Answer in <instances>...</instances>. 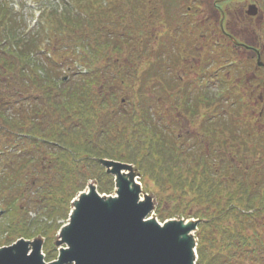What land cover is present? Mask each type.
<instances>
[{"label": "trees", "instance_id": "1", "mask_svg": "<svg viewBox=\"0 0 264 264\" xmlns=\"http://www.w3.org/2000/svg\"><path fill=\"white\" fill-rule=\"evenodd\" d=\"M11 1L0 0V213L12 217L8 228L36 226L51 239L55 221L45 230L38 218H64L88 180L109 194L112 178L95 162L108 159L133 165L144 186L161 178L170 188L160 221H203L196 264H264V68L244 77L234 63L230 78L217 74L225 59L196 73L205 91L176 85L174 98L167 91L190 72L182 48L166 63L169 45L144 36L158 16L154 1L35 0L40 18L29 30ZM181 8L180 39L201 30L219 47L215 30ZM166 68L180 76L164 84ZM130 70L132 80L123 76ZM125 87L132 93L119 98ZM169 112L186 121L179 135ZM27 209L40 212L36 220L24 219Z\"/></svg>", "mask_w": 264, "mask_h": 264}, {"label": "water", "instance_id": "2", "mask_svg": "<svg viewBox=\"0 0 264 264\" xmlns=\"http://www.w3.org/2000/svg\"><path fill=\"white\" fill-rule=\"evenodd\" d=\"M254 16L253 6L246 12ZM113 177L115 196L100 197L93 184L72 202L68 225L59 233L56 259L44 262L42 241L17 240L0 248V264H195L199 221L145 220L154 209L151 197L141 200L133 167L97 159Z\"/></svg>", "mask_w": 264, "mask_h": 264}, {"label": "rangeland", "instance_id": "3", "mask_svg": "<svg viewBox=\"0 0 264 264\" xmlns=\"http://www.w3.org/2000/svg\"><path fill=\"white\" fill-rule=\"evenodd\" d=\"M48 2V3H52V0H41V2ZM154 1L151 4L154 6L156 13H158V16L153 20V24L150 25L149 27H147L145 29L144 32V36H147L148 33H151L152 35L159 36L158 39V44H168L169 47H167V53L165 54V62L166 63H171L174 61L173 57L175 56V54H177L178 52L180 53V48L183 49L185 55H186V60H184L183 62V66L185 65V71H189L190 74L189 75H185V73L183 74V81L182 83L179 84H172L171 88L173 89L172 91H167L168 94L170 96L174 95H179L180 93L178 92V88L176 85L182 87V86H188L187 89L191 88L190 93L192 95L196 94V93H202V91H205L207 88V85L204 86V82L201 83L200 80H198L196 77L198 76L196 73H200L201 70L205 67L210 68V70H214L216 69V66L222 62L225 61V57H224V53L226 52L228 54V56H236V61L238 63V66L243 64L244 67V62L240 61L245 59L246 57H255V54L253 51H248L246 52L244 49H239V48H233L232 52H228L226 51V46L225 43H230L228 41V38L225 37L224 39H221V31L219 30L218 27V22L219 20H221V14L219 11H216L214 13H216V15L210 16V12L211 8L214 9V11L216 10L214 8V2L216 1V3H218L217 5L220 7V10L222 11L223 14H225V17L223 18V25L225 27V33L232 35L233 37H235L237 40L241 41L244 44L247 45H253L255 47H257L260 51H262V57L261 59L264 60V11L261 10L260 14L254 17L252 16H247L246 15V11H248V6L251 5L252 3H256L257 7L260 9V4L261 0H151ZM11 3L14 6H18L19 7V15L21 16L20 18H22L21 20H24L25 26L26 28L29 30L31 28H33V26L35 25V23L37 22V20H39V5L40 3L36 4L37 2L35 0H12ZM54 3L56 4V2L54 1ZM185 4H188L189 7H191V11L193 12L194 9H198V13H196V15H198V17L196 18L197 21H204L207 22L210 27V29H214L215 30V34L216 37H214L215 39L220 38L221 39V44L220 46H214L213 45V41L211 44H207V38L202 35V31L201 30H196V31H192L191 33H193L191 35V37L193 38L192 40H187L184 37L180 39V14L183 13L184 9H182V6H185ZM196 9V10H197ZM213 14V13H211ZM263 16V17H262ZM262 17V19L260 18ZM214 21L216 22L215 25L213 26ZM212 24V26H211ZM174 26V27H172ZM171 28V30L169 29ZM220 31V32H219ZM222 31H224L222 29ZM169 36V37H168ZM182 36V35H181ZM186 38H188V33L184 35ZM171 37V39H170ZM196 44V47H199L198 49L195 50H190L191 48H194V45ZM150 45H152V42L150 43ZM212 47V48H211ZM229 49H232L231 45L227 46ZM177 51V53H176ZM218 53V57H215L214 54ZM219 53L221 54L219 56ZM232 54V55H231ZM198 57H201V61L198 62ZM213 58H217L218 60H213ZM256 58V57H255ZM195 59V60H194ZM246 62V61H245ZM250 61L247 62V64H249ZM190 64H193V67L190 68ZM247 64L246 67H247ZM231 63H227L226 67H225V72L223 73H227V75L230 76L231 75H235V70L233 67L230 66ZM180 66V65H179ZM215 67V68H214ZM141 68L142 65H141ZM176 69V68H175ZM167 70V71H166ZM164 69L162 71V74L160 73L161 77H158L159 79L162 80V82L165 84V82L170 83L171 81L175 80V76L177 75L175 73V70H171V69ZM138 71V75H142L144 78L148 79V77H151V75L156 74L154 72H143L141 70H137ZM123 73H127L124 71H121ZM135 71H128L127 74L123 75L125 76L128 80H132V78L134 77V73ZM219 74V72L217 73ZM216 74V75H217ZM180 76V68L178 69V75ZM195 79H197L198 81H196ZM202 79V78H201ZM67 81V79H66ZM119 81V80H118ZM190 81H196L195 83L197 85L193 86V84ZM154 87H156V85H154ZM153 83H150L149 85V91L147 92L150 95H154V92H158V90L153 89ZM129 89V88H128ZM178 90V91H177ZM194 90V93H193ZM118 92V91H117ZM120 93H118L119 98H125L126 97V93L127 95H130L132 93V91L128 92V90L126 89V87L124 88L123 91H120ZM182 94V92H181ZM172 97V98H173ZM149 98V97H148ZM175 98V97H174ZM173 98V99H174ZM172 99V100H173ZM119 100V99H118ZM149 99H147L148 101ZM171 103V100L169 101V103L166 100V105L168 106ZM182 113H184L183 110V105H182ZM178 120L175 119V117L177 116V113L175 112H169L168 116L169 119H175L176 120V124L174 126H177L176 129L174 130L175 135L180 134L181 132H183L186 128V121H183V119H181L182 117H180V114ZM198 115V114H196ZM168 119V121H169ZM172 126V128L174 127ZM50 149V148H49ZM148 150H155L154 147L148 146ZM121 162V161H120ZM124 163V162H121ZM128 164V163H125ZM131 165V164H129ZM133 167V170L136 172V169L134 168L133 165H131ZM32 173V172H29ZM140 176H138V180L137 182L141 185L142 189V196L141 198L143 199V197L145 195H148L149 197H151L153 204H154V209L149 217L156 219L159 223H162V221H160L157 217L155 212L158 211H163L164 209H168L169 205L166 204L165 202L169 199V195H170V188H165V185L162 184V179L160 178V180L158 179V182L155 183L157 185H163L161 187H157L155 186V184H152L151 180H150V184L147 185H143L142 181H139ZM89 183H93L96 185V179H91L88 180V182L85 184L83 191L86 190V186ZM94 185V186H95ZM96 187V186H95ZM151 190V192L149 191ZM98 192V191H97ZM19 192H14L13 196L17 197V194ZM147 193V194H146ZM100 197H114L115 196V189L113 186V190H111V192L109 194H100ZM74 200V199H73ZM72 200V201H73ZM166 200V201H165ZM72 201L70 202L68 211L65 215L64 218L60 217V218H52V219H45L43 217L38 218V224L39 226H45V230H49L48 226H50L53 221L55 224V229L53 228V232H50L49 237L51 239L46 241V238L43 237L40 233L37 232V228H35L36 226H28V229L22 231V229H16V227H12V228H8V226L10 225L9 223L11 222L12 217L8 216L7 214L1 212L0 213V248L2 247H7L10 245H13L17 240L19 239H24L26 241H34L35 239H40L42 241L43 245V249H42V254L44 256V258L46 257V253H48V255H50L52 258L50 259H46V262H51L54 261L58 255V251L60 248H65V245H62L61 247L56 246V241L59 240V233L60 231L68 225L69 222V216L71 214L72 211ZM170 202V199H169ZM18 207L22 208V212H25V207H27L24 203V201L22 203L17 204ZM23 205V206H21ZM31 206V205H30ZM29 209H27L26 211H28ZM36 213H40L37 211H33V212H27L26 215H24V219L27 221V219H37V214ZM61 214V212H60ZM18 215V214H17ZM16 215V216H17ZM64 216V215H63ZM16 219V218H15ZM178 220L179 218L177 217V215H172V218H166L165 221H170V220ZM13 220V219H12ZM46 220V221H45ZM196 221H199L198 225H197V229L198 228H202V220L199 219H195ZM28 222V221H27ZM12 226V225H11ZM196 232L193 234L194 239H196V242L198 244V240L196 238ZM23 235V236H22ZM49 260V261H47Z\"/></svg>", "mask_w": 264, "mask_h": 264}, {"label": "flooded vegetation", "instance_id": "4", "mask_svg": "<svg viewBox=\"0 0 264 264\" xmlns=\"http://www.w3.org/2000/svg\"><path fill=\"white\" fill-rule=\"evenodd\" d=\"M218 3H216V1L214 2V8L216 9L215 11H214V9H212L211 8V10H210V12H207V13H210V16H213V15H216V13H214V12H216V11H219L220 12V14H221V20H219V22H218V26H219V28H220V26L222 27V29L224 30V31H222L221 30V39L223 38H225V37H227L228 38V41L230 42V36H232V35H230V34H227V33H225L226 31H225V27H224V25H223V23H222V21H223V18L225 17V14H223L222 13V11L220 10V7L217 5ZM251 5H254L255 7H257L256 6V3H252ZM249 7V6H248ZM197 9V8H196ZM196 9H194V13L196 14V13H198V9L196 10ZM255 9V11L256 12H258V10H261V9H257L256 10V8H254ZM263 11H264V9H263ZM211 13H213V14H211ZM196 17H198V15H196ZM263 17V16H262ZM262 17H260L261 19H262ZM215 21H214V25H215ZM221 24V25H220ZM239 41V40H238ZM218 42H220V39L218 38ZM239 42H241V41H239ZM229 44H232L231 42L230 43H225V46H228ZM242 44V43H241ZM251 46H253V45H251ZM231 47H232V45H231ZM253 47H255V46H253ZM235 48H239V49H241V48H243L242 46L241 47H235ZM232 50V49H231ZM246 52H248L249 50H245ZM254 52V51H253ZM262 52V51H261ZM260 52V53H261ZM254 54L257 56V54H256V52H254Z\"/></svg>", "mask_w": 264, "mask_h": 264}, {"label": "bare ground", "instance_id": "5", "mask_svg": "<svg viewBox=\"0 0 264 264\" xmlns=\"http://www.w3.org/2000/svg\"><path fill=\"white\" fill-rule=\"evenodd\" d=\"M187 223H188V222L186 221L184 224H186V225H187Z\"/></svg>", "mask_w": 264, "mask_h": 264}]
</instances>
